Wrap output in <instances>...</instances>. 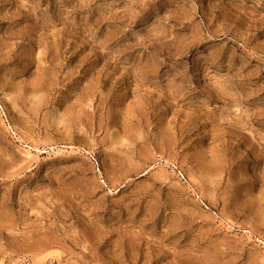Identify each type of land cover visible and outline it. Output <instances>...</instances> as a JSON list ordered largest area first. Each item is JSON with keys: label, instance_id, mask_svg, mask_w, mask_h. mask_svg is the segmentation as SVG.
I'll use <instances>...</instances> for the list:
<instances>
[{"label": "rangeland", "instance_id": "rangeland-1", "mask_svg": "<svg viewBox=\"0 0 264 264\" xmlns=\"http://www.w3.org/2000/svg\"><path fill=\"white\" fill-rule=\"evenodd\" d=\"M0 264H264V0H0Z\"/></svg>", "mask_w": 264, "mask_h": 264}]
</instances>
